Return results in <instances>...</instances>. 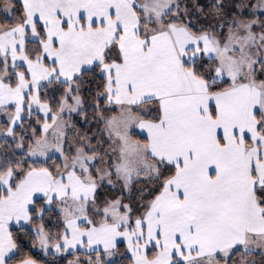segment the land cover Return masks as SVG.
<instances>
[{"label": "snow or ice", "instance_id": "obj_1", "mask_svg": "<svg viewBox=\"0 0 264 264\" xmlns=\"http://www.w3.org/2000/svg\"><path fill=\"white\" fill-rule=\"evenodd\" d=\"M0 264H264V0H0Z\"/></svg>", "mask_w": 264, "mask_h": 264}]
</instances>
